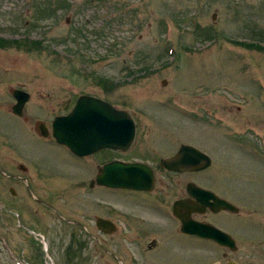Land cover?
Instances as JSON below:
<instances>
[{
  "label": "rangeland",
  "instance_id": "1",
  "mask_svg": "<svg viewBox=\"0 0 264 264\" xmlns=\"http://www.w3.org/2000/svg\"><path fill=\"white\" fill-rule=\"evenodd\" d=\"M0 38L19 42L0 45V148L32 138L37 122L50 131L53 117L68 112L79 94H93L135 113L143 126L159 123L156 132L178 133L204 148L213 164L198 182L229 194L264 229V0H0ZM14 88L30 96L22 117L11 112ZM170 101L192 116L173 113ZM242 133L251 134L248 150L230 140ZM103 191L131 204L121 191L96 190ZM142 213L155 228L173 224ZM8 215L0 210V264L62 260L54 228L43 255V230L11 235ZM217 221L242 235L240 250L225 254L222 264H264L262 231L239 217ZM251 233L254 242L244 239ZM150 234L156 246L147 248ZM106 239L119 254L122 236ZM99 242L80 251L83 259L67 255L65 264H120ZM200 243L179 234L162 243L152 230L128 242L125 264H213L215 255Z\"/></svg>",
  "mask_w": 264,
  "mask_h": 264
},
{
  "label": "flooded vegetation",
  "instance_id": "2",
  "mask_svg": "<svg viewBox=\"0 0 264 264\" xmlns=\"http://www.w3.org/2000/svg\"><path fill=\"white\" fill-rule=\"evenodd\" d=\"M109 102L117 109H125ZM166 104L173 113L182 118L192 116L186 109L175 106L174 101ZM166 104L164 107H167ZM130 115L134 121L135 133L125 150L103 147L91 153L76 154L67 146L59 144L50 131L45 134L40 133L37 126L32 138L15 139L18 144L8 140L5 145L7 149L0 148V210L9 212L8 223L4 226L9 224L8 231H14L11 235H14L15 231H21L25 236L26 233H34L33 228H41L44 252L49 246L47 234L54 228L58 241L64 245L63 258L58 264H65L67 255L70 258L71 255H75V258L82 257L79 256L81 250L91 244L96 247V242L99 241L105 254H109L116 263L125 264L128 257L125 252L128 242L133 245L143 234L152 230L162 238V243L169 241L174 234L196 238L203 242L200 243L202 245L197 246L215 255L213 264H222L219 259L225 254L240 250V236H242L234 235L228 226L222 227L217 219L224 215L247 219L256 227L254 233L262 231L264 235V229L258 225V215L249 213L248 211L251 210H245L246 207L244 209L241 204H237L229 194L198 182L197 175L208 172L213 164L211 156L204 148L191 139H181L183 136L181 134L156 132L160 129L159 123H155L154 127H146L136 118L135 113L132 112ZM151 128L153 132H149ZM249 135L251 134H236L237 137L233 136L234 138L230 140L234 146L248 150ZM182 145H190L207 154L211 158V164L205 168H202L199 162L193 165L201 169H171L163 165L162 160L174 156ZM112 162L140 164L145 179L147 180L149 176L152 179L149 187L115 188L99 183L97 177L103 173L105 166ZM189 185L209 191L216 198L232 205L234 209L209 205L201 209V202L189 193ZM96 190L121 191L124 196L128 195L131 204L129 207L118 204L113 202L105 191L103 195L97 194ZM188 200L193 201L198 211H189L185 207H180L179 211L189 215L192 220L210 224L226 233L230 244L181 230L180 220L174 214L175 204L177 201ZM212 200L213 198L209 199L210 202ZM136 209H139V212ZM143 210L160 217L166 224L169 221L173 222L172 226L169 224L168 230L163 229V226L155 228L148 220L146 221ZM123 218L127 223H124ZM14 222H18L20 226L15 227ZM147 223L150 227L145 225ZM135 230H137L136 234L133 233ZM113 235H121L123 238L119 254L108 250L106 246V238ZM150 235H152V244L147 245V248L156 246L154 234ZM252 236V233L248 234L244 239L254 242ZM227 264H235V261Z\"/></svg>",
  "mask_w": 264,
  "mask_h": 264
},
{
  "label": "water",
  "instance_id": "3",
  "mask_svg": "<svg viewBox=\"0 0 264 264\" xmlns=\"http://www.w3.org/2000/svg\"><path fill=\"white\" fill-rule=\"evenodd\" d=\"M12 95L16 100L12 112L22 116L29 94L21 89H13ZM38 130L42 134L47 132L43 123L38 124ZM134 132V123L127 111L116 109L108 102L89 95H80L68 113L55 116L51 122V133L56 141L77 154L91 153L103 147L125 150L130 145ZM197 162L205 168L210 165L211 160L208 155L189 145H182L174 156L162 160V164L171 169H201L193 166ZM140 168V164L112 162L105 166L97 181L111 187L147 188L152 179L149 176L146 180ZM188 191L201 202V209L206 205L234 209L229 203L195 185H189ZM210 198H213L212 202L209 201ZM180 207L188 208L189 211H198V208L193 201H177L174 214L180 220L182 231L230 244L226 233L210 224L192 220L189 215L179 211Z\"/></svg>",
  "mask_w": 264,
  "mask_h": 264
},
{
  "label": "trees",
  "instance_id": "4",
  "mask_svg": "<svg viewBox=\"0 0 264 264\" xmlns=\"http://www.w3.org/2000/svg\"><path fill=\"white\" fill-rule=\"evenodd\" d=\"M8 42H13V43H17V44H19V42L18 41H16V40H10V41H7V40H4V39H1L0 38V45H5L6 43H8ZM33 43H36V41H33ZM100 83V82H99ZM102 85V84H101Z\"/></svg>",
  "mask_w": 264,
  "mask_h": 264
}]
</instances>
